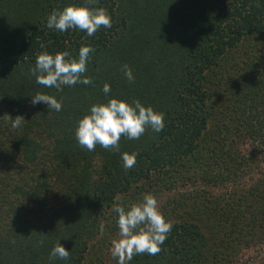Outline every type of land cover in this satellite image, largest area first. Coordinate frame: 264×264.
<instances>
[{
	"label": "trees",
	"instance_id": "obj_1",
	"mask_svg": "<svg viewBox=\"0 0 264 264\" xmlns=\"http://www.w3.org/2000/svg\"><path fill=\"white\" fill-rule=\"evenodd\" d=\"M73 3L107 9L112 27L49 29V14ZM83 45L95 49L92 84H36L39 54L70 60ZM37 92L62 110L32 105ZM111 97L164 113V129L122 136L119 151L81 147L78 120ZM125 152L138 154L129 170ZM263 161L264 0H0V264H100V218L145 194L174 227L159 253L130 264H234L264 245ZM58 242L67 261L50 258Z\"/></svg>",
	"mask_w": 264,
	"mask_h": 264
},
{
	"label": "clouds",
	"instance_id": "obj_2",
	"mask_svg": "<svg viewBox=\"0 0 264 264\" xmlns=\"http://www.w3.org/2000/svg\"><path fill=\"white\" fill-rule=\"evenodd\" d=\"M47 27L59 32L70 29L85 31L88 37L95 35L101 27H112L111 14L104 8H92L88 3L69 4L62 10H53L47 18ZM95 49L91 45L80 47L78 57L67 59L68 51L50 54L45 51L39 54L35 66L31 69L37 85L45 88L62 90L63 86L77 84L90 85L92 79L85 75L91 54ZM125 77L134 81L132 69L125 64L122 68ZM103 93L107 96L111 86L104 84ZM44 103L49 110L59 112L63 104L55 96L37 92L31 96V104ZM12 128H19L25 119L22 115L14 118L9 116ZM165 127V114L157 112L151 106L143 105L138 99L132 102L111 97L106 102L94 103L88 114L77 122L75 137L78 144L88 151H94L97 145L106 150L119 151L121 137L138 140L147 129L159 133ZM137 153H122L121 159L125 170L131 169L137 162ZM113 211L118 215L117 225L119 239L111 242L110 252L117 264H130L135 255L147 253L156 255L162 250V245L172 231L174 225L160 210L157 198L145 194L140 203L131 206L116 203ZM104 225H100L103 234ZM12 243H15L13 241ZM70 252L58 242L51 250L50 258L67 261Z\"/></svg>",
	"mask_w": 264,
	"mask_h": 264
},
{
	"label": "rangeland",
	"instance_id": "obj_3",
	"mask_svg": "<svg viewBox=\"0 0 264 264\" xmlns=\"http://www.w3.org/2000/svg\"><path fill=\"white\" fill-rule=\"evenodd\" d=\"M249 148V145L245 146L244 149ZM260 169V168H259ZM258 169V170H259ZM261 169H264V161L261 163ZM257 170V171H258ZM256 174V173H255ZM254 174V175H255ZM252 177H248L246 180H251ZM120 202L124 200V196L119 197ZM134 203H139L134 200ZM133 203H131L132 205ZM114 205L105 211V214L102 218H100L101 224L108 229V236L105 237V234H98L96 237V243L99 247L100 243L103 242L105 245H102L101 252L99 250L98 254L101 257L99 263L100 264H113L116 259H114L111 255L110 248L111 242L114 239H119V228L117 225L118 215L113 211ZM110 227H114L113 229H109ZM97 249V248H96ZM234 264H264V245L259 246H251L244 248L240 254L236 257Z\"/></svg>",
	"mask_w": 264,
	"mask_h": 264
}]
</instances>
